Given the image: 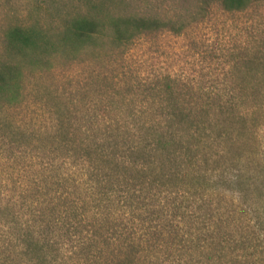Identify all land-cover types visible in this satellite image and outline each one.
<instances>
[{
	"label": "trees",
	"instance_id": "16d2710c",
	"mask_svg": "<svg viewBox=\"0 0 264 264\" xmlns=\"http://www.w3.org/2000/svg\"><path fill=\"white\" fill-rule=\"evenodd\" d=\"M185 3L171 16L110 17L105 1L86 0L91 11L66 20L55 41L78 50L108 37L101 61L121 66L141 39L180 36L214 9L264 12V0ZM247 41L231 50L226 82L189 99L169 75L91 74L88 83L112 87L95 81L82 96L51 95V131L32 153L34 134L0 118V140L22 165L0 204V264H264V32ZM52 43L16 26L2 51L25 56ZM19 73L0 63V111L19 94Z\"/></svg>",
	"mask_w": 264,
	"mask_h": 264
},
{
	"label": "rangeland",
	"instance_id": "374dc122",
	"mask_svg": "<svg viewBox=\"0 0 264 264\" xmlns=\"http://www.w3.org/2000/svg\"><path fill=\"white\" fill-rule=\"evenodd\" d=\"M102 1L107 4L104 13L110 17L155 13L171 16L176 11H182L181 6L186 4V0H91L94 4H101ZM89 11L91 9L86 5V0H0V63L11 62L20 68L19 94L9 110L0 111V118L6 117L13 127L34 134L31 149H28L31 153L40 145L39 134L51 131L50 114L47 112L52 104L48 99L51 95L59 94L66 98L75 94L82 96L89 85L92 86L91 91L97 86L95 81L99 85L112 87V81L104 83L94 79L88 83L91 74L96 77L98 73H107L113 77L121 70L132 78V82L137 77L152 80L169 75L177 78L182 85H187L185 89L189 95H186V99H189L192 95L198 96L199 88L208 94L214 86L226 82L224 74L229 65L227 58L231 50L243 47L251 34L264 32V12L261 10L232 16L214 9L204 22L180 36L163 33L141 39L123 54V65L113 66L101 61L109 53L108 37L104 38L105 44L100 40L78 50L56 44L55 38L66 20ZM16 26L35 29L51 36L53 45L42 53L29 51L25 56L9 58L2 51V38L7 30ZM44 99H47L45 105L40 101ZM12 149L6 145V141L0 140L2 207L8 200L4 195L12 190L13 181H16L22 168L21 163L17 164L19 159H15L18 157H15L18 155L17 149ZM4 220L0 214V258H3L1 252L8 244L4 239ZM11 264H17V261Z\"/></svg>",
	"mask_w": 264,
	"mask_h": 264
}]
</instances>
